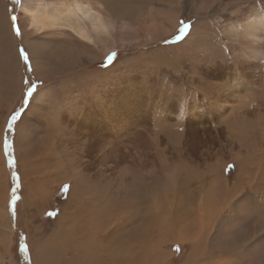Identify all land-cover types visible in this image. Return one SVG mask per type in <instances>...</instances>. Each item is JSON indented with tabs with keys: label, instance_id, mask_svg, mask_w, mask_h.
<instances>
[{
	"label": "rangeland",
	"instance_id": "obj_1",
	"mask_svg": "<svg viewBox=\"0 0 264 264\" xmlns=\"http://www.w3.org/2000/svg\"><path fill=\"white\" fill-rule=\"evenodd\" d=\"M94 1L104 5V11H107L106 15L109 14L112 22L116 21L117 25L116 29H110L109 35H101L93 48L75 43L82 52L83 48L88 49L95 60L89 61L84 58L83 62L72 67L55 65L54 72H50L48 75L44 73V77L40 78L39 75L37 76L38 73L33 71V64H26L19 53V49L22 47L34 63L35 56L29 47L32 36H26L25 29L20 24L22 19L21 0H0V21L2 19L3 24H7L12 32L10 35L11 32L9 33L6 29L7 33L5 32L6 35H4L0 30V264H33L32 251L34 245L37 248L38 237H41L39 240L43 239L42 242L45 244H52L55 235H57L55 239L63 235L61 228L56 224L59 215L63 212L64 204L69 201L76 204V201L70 196V184L74 182V178L80 177V174L74 169L76 168L75 163L79 161L78 158H81L79 156L83 155L82 162L89 165L91 158L85 156L87 143L83 141L85 135L88 136L91 131L96 130L98 125L106 128V131L103 136L94 138L95 145L92 156H95L101 148H104L107 153L114 146H117L120 151L126 152L124 153L126 158L124 162H126L127 176L130 177L129 184H126L124 191H120L115 187V180H111L109 181L110 189H107L111 194L113 193V196L120 197V203L122 197L128 196L127 200L131 197L136 199L137 194L138 197L155 201V198L150 195L156 189L159 193L167 190L164 199H171L169 196L175 189L174 184L172 185L171 181L167 179L154 178L150 173V171L162 173L156 166V157H160L165 170L181 166L180 171L186 168V171L191 172L188 176L193 179V189L197 195L200 193V191L199 193L195 192L197 191L195 188L200 185L198 178L201 177L200 174L205 173L204 185L206 188L202 190L200 196L203 197L202 201L206 207L212 206V209H217L218 214L214 221L216 223L213 225L217 227L219 219L230 217V223H227V228L225 227L223 235L219 236L220 239L216 245L209 244L216 228L212 229L211 236L206 238L204 226L201 224L188 230L179 228L181 233L169 234V241L162 245V231L157 233L153 244L142 246L144 256L142 264H148L147 258L150 255L148 253L151 251L155 257L158 256L157 252L159 254L171 253V257L166 258L167 264L184 263L189 256L196 260L198 258L202 260L208 255L209 262L217 264L225 258L224 254L230 253L233 256H238L245 253L247 247L257 248L256 242H252V236L255 234L256 226L264 223V179L259 182L264 173V138L262 139L264 137V132L262 134L264 128V93H262L264 90L262 87H264V83L260 84V89L255 92L254 97H250L247 108L227 114H223L222 111L214 113L215 109L211 106L213 103L217 104L228 99L229 89H223L218 94H214L211 89L215 85L223 83L226 74L243 70L248 65L241 57L244 48H241L239 41L232 36L235 34L232 30L234 26L239 25L241 21H246L255 12L264 14V0H178L179 7L173 9L174 13H168L169 8L166 6L165 0H107V3L106 0ZM127 6L130 9H127ZM4 20H6L5 23ZM122 22H126L128 27L120 28ZM181 22L191 25L183 39H179ZM15 27L20 28L21 35H16ZM242 32L243 29L239 33ZM7 35L10 37L8 38ZM6 38L8 39L6 40ZM37 41H42V39H37ZM112 53H116V56L109 63L107 58ZM7 55H11L10 58ZM18 55L21 59L22 87H19L20 85L15 81L14 73L12 70L10 72L8 67V60L13 56V59H18ZM253 71L264 80V62L254 65ZM29 87L35 88L30 98L26 96ZM44 88L50 89L47 98L49 102L40 104L38 113L30 108V105L35 94ZM207 110H211V115ZM69 111L73 114L77 112L76 117L70 115ZM16 112H19L20 116L13 130L9 131L7 123ZM87 113L94 116L97 124L95 129L92 122L85 117ZM56 114L66 117L63 121L68 125L67 131L69 132L73 131L78 124L84 126L86 131L84 133L79 131V140L77 138L72 140L71 136L65 135V130L59 126V119H51ZM61 117L60 119H62ZM135 122H138L139 127L130 132V137L136 136L138 140L142 141L150 137L154 141L153 149L140 142V154L138 152L137 155V161L143 166V170L140 172L131 165L127 156V153L135 156L130 139L122 136L119 130L126 124L129 129L127 131H130ZM235 125H238L241 131L245 128L243 131L245 135L239 138L241 147L238 146L237 141L231 143V138L227 137V128ZM194 129H206L213 141L217 139L216 142L214 141V145L208 143L207 146L201 148L199 154H204L199 157L198 151L193 152V147L190 148V146L184 147L186 150L180 151L183 144L185 142L188 144L190 139L189 144L195 145L196 141L190 134ZM87 131L88 133H86ZM220 132H224V134L222 135ZM200 133L203 134L204 131H200ZM208 134L203 138H207ZM6 139L12 144L11 158L5 148ZM244 140L245 142H243ZM108 144L109 146H107ZM37 150L39 153L53 150L54 154L62 155L61 160L67 163L68 174L72 176L71 180L64 183H47L44 180L43 184L40 182V184L34 185L36 177L33 176L30 179L25 174L26 168L24 166L21 168L19 157L24 159L25 156H34ZM99 155L101 157L95 156V158L99 157L96 158L97 161L99 159L98 162L101 161L100 158L102 159L99 163V167H101L100 164L102 162L106 164V161L102 156V151ZM42 158L45 157L40 156V160L34 161L36 170L38 169L40 174ZM48 160L50 159H47L50 165L52 161ZM194 161L198 164L191 168L193 164L187 162ZM109 163L113 164V159ZM209 163L214 169L218 168L217 175L219 177L214 178L215 180L207 175L209 171L206 169V164L208 166ZM94 167L97 168V164ZM13 170L17 179L13 178ZM38 172L36 175L39 174ZM183 178L184 176L181 177V181ZM212 180L216 183H213L214 190L209 191ZM131 181L138 183L136 190H134ZM184 182L182 183L184 184ZM233 183H237V189L234 192L230 190ZM66 186H69L68 190ZM33 190H37L36 194L39 195H33ZM237 192L238 194H236ZM232 194L234 195L232 196ZM35 197L36 202L32 206L30 199ZM185 197L184 194V202L187 201ZM207 197H210L209 201L211 204L213 203L210 206L207 205V202L204 203V199L206 200ZM237 199V205L245 215L244 217H247V222L232 218L234 208L231 204H234ZM94 201L96 203L97 199ZM192 201L194 202V200ZM195 202L197 205H201L199 200ZM117 204L112 203V207L116 208ZM96 205L99 206L98 203ZM146 211L143 210L142 215H145ZM68 213L75 214L76 210L68 211ZM140 220L141 217L138 222ZM111 226L109 227L111 230L116 229L114 225L111 224ZM131 227L128 225L126 230ZM231 228L238 232L235 236L231 235ZM101 229V226L90 223L83 235L95 247L101 245L102 242L105 243L102 246L105 247L107 255V247L110 242L102 240ZM125 233L128 235V231ZM136 234L139 238L143 237L141 231ZM165 237H167L166 234ZM111 238L113 242L119 240L114 236ZM220 241L223 246H220ZM113 242H111L112 246ZM118 243L114 242L116 246ZM130 245L128 244L127 247ZM195 246H198V250L195 249ZM74 247L75 250H78V246ZM70 254L71 251L66 259L72 262ZM123 256L125 257V254ZM212 258L213 260H211ZM32 260L33 262H31ZM132 263L133 261H126V264Z\"/></svg>",
	"mask_w": 264,
	"mask_h": 264
},
{
	"label": "bare ground",
	"instance_id": "obj_2",
	"mask_svg": "<svg viewBox=\"0 0 264 264\" xmlns=\"http://www.w3.org/2000/svg\"><path fill=\"white\" fill-rule=\"evenodd\" d=\"M106 3H107V0H106ZM100 4H98L94 0L93 1H89V0H21L20 9L22 12V19H21L20 24L25 29L24 31L26 33V36H32V39L29 41V47H30L31 52L35 56V59H34L35 61L33 63V67H34L33 70H35V73L36 72L38 73L37 75H39L40 78L44 77V73H47L46 75H48V73L54 72L56 69V66L72 67V66H75L79 62H83L84 58H87L89 61L95 60V57L90 55L91 53L89 52L88 49L83 48L82 49L83 52H82L81 50L77 48L78 45H76L75 43L77 44L80 43L89 48H93L96 46V42L99 40L98 38L101 35H109L110 29H116L117 27L116 21L112 22V18L109 16V14L106 15L107 11H104V8H105V7L103 8L104 5H100ZM165 4L169 8L168 13H174L173 9L176 7H179L178 0H165ZM128 8L129 7L127 6V9ZM90 14L93 18L98 20V23L95 25V27L92 30L89 29V32L85 34L86 36H88V42L90 43V44H87L86 42L82 41L79 37L75 35V32L73 31V29L80 27L79 21L82 20L85 16H89ZM5 22L6 20H4V23ZM127 27H128V24L126 22H122L120 28L123 29ZM6 29L9 31V33L11 32L9 30L8 25L3 24V21L1 19L0 21V30L2 31L1 33L6 35L7 33ZM242 29H243V32L239 33ZM232 32L235 33L232 36H234V38H236L239 41L241 48H244V50L241 53V57L244 59V61H246L248 65L247 66L245 65L246 67H244L243 70L242 69L240 71L236 70L235 72L229 75L226 74L224 82L221 84L215 85L211 89V91L214 94H218V92L223 89L225 90L229 89L230 91L228 99H226L223 102L217 103V104L213 103V106H211V108L215 109L214 113H220V111H222L223 114H227L229 112L233 113L240 109L247 108L249 106L248 101H250V97L251 98L254 97L255 92L258 89H260L259 88L260 84L264 83V80L261 79L260 75L253 71L254 65L259 64L260 62H264V14L256 13V12L253 13V15H250L246 19V21H241L239 25L234 26ZM10 35H12V32ZM9 37L10 36H8V38ZM8 38H6V40ZM40 38L42 39V41H37V39H40ZM13 58L8 60V67H9L10 72L12 70V72L14 73L15 81L17 82L18 85H20L19 87H22V75H21V69H20L21 62H20L19 56H18V59L16 58L13 59ZM250 63L252 65H249ZM10 72L8 71V73ZM262 88L264 90V87ZM49 92H50V89H47V88L41 89L39 92H37L34 98L32 99L33 101L30 105V108H32L35 111H38L39 113L40 104H46L47 102H49L47 101ZM210 111L211 110H209L208 112ZM68 113L76 117L77 112L73 114L71 111H69ZM209 115H211V112ZM60 117L61 115L56 114L51 119H59V126L62 127V130H65L66 136L72 137L71 138L72 140L74 139L76 140V138L78 139L79 131L83 133L86 131L84 130V126H82L81 124H78L73 131L71 132L67 131L68 125L65 123V121H63L64 118L66 117H61L62 119H60ZM85 117L88 118L92 122V126L95 129L97 124L95 122L94 116L92 115L90 116L87 113ZM132 125L133 127L132 129H130V131H127L129 129L127 128L128 125L126 124H124L123 127L121 126L119 130L122 133V136H125V138L130 139V143L134 148L133 151L135 153V156L131 155L130 153H127L128 154L127 156L129 157V161L131 162V165L137 171L140 172L143 170V166L137 161V155H138L139 150L141 149L140 142L143 145H148V147H152L153 149L154 141L150 137L146 138L145 141L138 140L136 136L130 137V132L135 131L136 128L139 127L138 122L137 123L135 122V124H132ZM105 129L102 126L98 125L96 130L91 131L88 136L85 135V139L83 141L87 143L86 144L87 151L85 152V156H88L91 159L92 157L94 158L92 160L90 159V161L88 160L90 162L89 165L86 163L85 165L84 162H82L83 155L79 156L81 157V158H78L79 161H76V163L74 162L76 165V168L74 169L77 170V172L80 174V177L76 179L73 177L74 182L70 184L71 186L70 196L73 197V199L76 201V204L74 205V203L70 201L67 204H64L63 212L58 217V222L56 225L57 227L61 228V231H62L61 233L63 234L61 235L62 237L60 236L58 237V239H55L57 237V235H55L56 237L54 236L55 238L52 244H45V242H42L43 239L39 240L41 237H38V239L36 240L37 248H35V245H34L33 251H32L33 256H34L33 260L35 264H126L127 260L133 261L132 264H142L143 262L142 258H144L143 252H142V246L153 244L155 235H158L157 233L162 231L161 232V234L163 235L162 236L163 238L161 240V245H162L164 242L169 241V238H168L169 234H174L176 232H179L180 234L181 231L179 230V228L188 230V229L194 228L195 225L197 224H201L202 226H204L203 230H204L206 238L210 237L212 229L216 228L215 233L212 234L213 236L211 238V243H209L210 245L211 244L216 245L217 241L220 239L219 236L223 235L225 229L227 228L226 226L230 220V217L229 218L223 217V220L219 219L217 227L213 225V223L214 224L216 223L214 221L218 214L216 212L217 209L215 208L212 209L211 208L212 206L210 208L206 207V205L203 204V201H202L203 197L200 196V193H202V190H205L206 188V185H204V181H205L204 174L205 173H203L202 175L200 174L201 177L198 178L200 180V185L199 187L195 188L197 190L195 192L199 193L200 191V193L199 195H197L194 193L193 179L188 176L191 174L190 171H186V168L183 171H180L179 168L181 166L171 167L165 170L164 164L160 161L161 158L156 157V166L158 170L160 169L162 171V173H158L154 171H150V173L152 174L154 178L159 177V179L161 178L164 180L167 179L171 181L172 185L174 184L175 189L173 190V193L171 195L169 193L170 195L169 197L171 199L170 200L164 199V196L166 195L167 190H164L159 193L158 190L156 189L155 191L151 190L152 192L150 195V197L153 196L155 198V201L149 200L147 198L138 197L139 195L136 193L137 194L135 196L136 199H132L134 197H131L132 200L129 198L127 200L128 196L126 194L127 197H122L121 203H120V197L117 195L113 196V193L111 194L110 191L107 189H110L109 181L111 180H115L114 181L115 187L118 188L120 191H124L126 189V184H129L128 180L130 179V177L128 178L127 176L126 169H125L126 162H124L126 159L124 156V153L126 152H124L123 150L120 151L119 149H117V146L112 147V149L108 151L107 153L104 148H101L95 154V156H100L99 153L101 151L103 153L102 156H104L106 164L104 163L105 164L104 165L102 162V164H100L101 167H99V163L102 161V159L100 158L101 161L98 162L99 159L97 161L96 158H99V157L95 158V156H92L94 154V150H93L94 145H95L94 138L103 136L104 135L103 133L106 131ZM244 129L241 131L238 125L227 128V134H228L227 137H230L232 140L230 142L236 143L237 141L238 146L241 147L242 144H240L239 138L240 136L245 135L243 132ZM200 131H204V133L202 134L200 133ZM263 132H264V128L262 130V134ZM86 133H88V131ZM98 133L100 134L97 135ZM220 133H222V135L224 134V132H220ZM190 134L196 141L195 145L193 146V144L192 145L189 144L191 142V139H190L188 144L187 142L183 144V147L180 148L181 149L180 151H184L186 150L184 147L190 146V148L193 147L192 148L193 152L198 151L197 153L198 157L204 154V153L199 154V151L201 148H204V146H207L208 143L210 144L212 143L211 145H214V141L216 142L217 140V139L216 140L214 139L213 141V139H211L210 133L208 134V130L206 129L204 130L194 129L192 130V132H190ZM207 134H208V137L204 139L203 137ZM263 138L264 137H262V139ZM155 140H158V139H155ZM243 142H245V140ZM101 145H103L102 142H101ZM107 146H109V144ZM38 149L40 150V148ZM209 149L212 150L211 148ZM39 150H37V153H34V156L33 155H30L29 157L25 156L24 159L19 157L21 161V168L23 166L26 168L25 174L29 176L30 179L33 178V176L36 177L37 180L35 181L34 185L40 184V182L44 180L47 183H52V182L64 183L68 180H71L72 176H69L68 174L69 168L67 167V163H64L63 160H61V158L63 157L62 155H60L59 153L54 154L53 150H49V151L45 150V153H39ZM40 156L45 157V158H42V162L40 163L42 165L41 174L37 171L38 169L36 170V167L34 165V161L36 159L40 160ZM181 156L185 157V155L183 154H181ZM194 157H195V154H194ZM47 159H50L48 161H52L50 165L48 164ZM111 159H113V164L109 163ZM207 161L209 160L207 159ZM94 163L97 164V168L94 167L95 166ZM187 163L193 164L191 168L195 167V165L197 166L198 164L197 162L195 163V161L187 162ZM206 167H207L206 168L207 171H209L207 175L212 177V179L219 177L217 175L218 168L214 169L213 166L210 165V163L208 164V166L206 164ZM36 172H38L39 174L36 175ZM22 175L24 176V174ZM182 176H184V178L181 181ZM201 178H202V181H201ZM263 179H264V173H263V176L260 177L259 182H261V180ZM214 180L211 181V186H210L209 191L214 190V186H213V183L215 182ZM183 181H185L184 184L182 183ZM43 183L44 182H42V184ZM137 184L138 183L134 181L133 183L134 190L137 189V186H136ZM228 184L226 185L227 187L229 186ZM149 185L150 184L148 183V186ZM239 186H240V183H239ZM169 187L171 188V186ZM236 189H237V183H233V187H231L230 190H233L234 192ZM130 191H133V190H130ZM36 192L37 190H33V195H37ZM184 194L186 195L185 198L187 199V201L185 202L183 199ZM210 194H213V193H210ZM236 194H238V192ZM256 194L258 193L256 192ZM233 195L234 194H232V196ZM209 198L210 197H207L206 200L204 199V203L207 202L208 206H210L211 204L209 201ZM96 199H97L96 203H98L99 206H97L96 203H94L95 202L94 200ZM35 200H36V197L33 198L32 200L30 199L32 206L36 202ZM192 200H194V202ZM198 200L201 205L196 204L195 201L198 202ZM112 203H118L116 205V208L112 207ZM237 204H238V199L235 201L234 204H231V206L234 208L232 211V215H233L232 218L233 219L236 218L238 220L241 219L244 222H247L246 221L247 217L246 218L244 217L245 215L240 211V208L238 207ZM73 210H76L75 214L68 213V211H73ZM143 210H147L145 215H142ZM171 211L172 213H169ZM140 217H141V220H140L141 224L140 222H138V219H140ZM90 223L96 226H101L102 229L100 231L102 232V234L100 236L102 237V240H104V242H110L108 243L109 246L107 247V255L105 254V251H106L105 247L102 246V244H105V243L102 242L101 245L95 247V245H91L88 242V240H86L87 239L86 236L83 235L87 231V225H90ZM111 224L114 225L116 229L111 230L109 228ZM128 225H131L132 227L129 228V230H126ZM139 226L141 227L140 229H139ZM233 228H231V235L235 236L238 232H235ZM139 230L142 232V235H143L142 238H139L136 234V232H140ZM125 231L126 232L128 231V235L127 233H125ZM165 234L167 237H165ZM112 236L117 237V239H119V240L114 241V242H119L117 246L114 244L111 238ZM193 238H196V237H193ZM205 239H203V241H205ZM111 242H113V246L111 245ZM252 242H256L257 248L247 247L245 253H243L244 255L240 254L238 256H233L230 253L224 254L225 258L217 264H246V263L260 264L261 259H264V223H260L256 226L255 234H253L252 236ZM128 244H131V245L127 247ZM72 246L73 247L78 246V250H75L74 249L75 247L73 248ZM220 246H223L221 245V241H220ZM197 247L195 246V249H197ZM209 249L211 250V247H209ZM70 251H71L70 255L73 260L72 262H68L66 259ZM123 254H125L126 258L123 256ZM148 255H149V257L147 258L148 264H167L165 262L166 258H168V256L171 257V253H168V252L164 254H159L157 252L158 256L155 257V254L151 251L150 253H148ZM33 260L31 262H33ZM211 260H213V258ZM209 261H210L209 255L208 257L205 256V258L202 260H199V258L198 260H196V258L189 256L184 261V263H181V264H211Z\"/></svg>",
	"mask_w": 264,
	"mask_h": 264
},
{
	"label": "snow or ice",
	"instance_id": "obj_3",
	"mask_svg": "<svg viewBox=\"0 0 264 264\" xmlns=\"http://www.w3.org/2000/svg\"><path fill=\"white\" fill-rule=\"evenodd\" d=\"M97 23H98V20L93 18L91 16V14H90L89 16H85L82 20H80L79 21L80 27L74 28L73 31L75 32V35L77 37H79L82 41H84L87 44H89L88 36H86L85 34L87 32H89V29L92 30ZM190 28H191L190 24L181 22V27L179 28V33H180L179 39H183L184 36L189 32ZM14 30H15L16 35H18V36L21 35V30H20L19 27H15ZM19 53H20V56L22 57V59L24 60V62L26 64L30 65L31 64V60H30L29 55L26 52V50H24L21 47L19 49ZM115 56H116V53L110 54L108 56V58H107L108 62L111 63L115 59ZM34 90H35V88L29 87L28 91L26 93V96L28 98H30ZM19 116H20L19 112H16V113H14L11 116L10 120L7 123V127L9 129V131L13 130V128H14ZM5 148L8 150L9 156L11 158L12 144L7 139L5 140ZM66 187H67V190H68L69 186H66ZM49 215H52V213H49ZM260 264H264V259H261Z\"/></svg>",
	"mask_w": 264,
	"mask_h": 264
},
{
	"label": "crops",
	"instance_id": "obj_4",
	"mask_svg": "<svg viewBox=\"0 0 264 264\" xmlns=\"http://www.w3.org/2000/svg\"><path fill=\"white\" fill-rule=\"evenodd\" d=\"M25 45V47H27V45L26 44H24ZM18 46H19V44H18ZM18 46H17V48H18ZM19 56V55H18ZM30 58V57H29ZM19 59H20V56H19ZM20 61H21V59H20ZM31 63L33 64V59L31 58ZM32 68H33V65H32ZM34 71V70H33ZM34 73V72H33ZM22 74H23V72H22ZM36 75V74H35ZM23 76H24V74H23ZM38 76V75H37ZM39 78V77H38ZM23 80H24V77H23ZM23 89H24V85H23ZM69 262V261H68Z\"/></svg>",
	"mask_w": 264,
	"mask_h": 264
},
{
	"label": "trees",
	"instance_id": "obj_5",
	"mask_svg": "<svg viewBox=\"0 0 264 264\" xmlns=\"http://www.w3.org/2000/svg\"><path fill=\"white\" fill-rule=\"evenodd\" d=\"M12 166V165H11ZM14 169V168H13ZM15 171L13 170V178L17 179V176L14 174Z\"/></svg>",
	"mask_w": 264,
	"mask_h": 264
}]
</instances>
